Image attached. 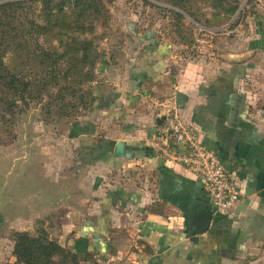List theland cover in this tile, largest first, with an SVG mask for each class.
<instances>
[{"label":"crops","instance_id":"obj_1","mask_svg":"<svg viewBox=\"0 0 264 264\" xmlns=\"http://www.w3.org/2000/svg\"><path fill=\"white\" fill-rule=\"evenodd\" d=\"M258 16L243 49L223 46L221 54L180 65L166 42L143 36L121 57L104 58L96 102L70 135L107 169L108 188L92 224L83 234L75 230L90 248L73 250L112 254L111 237L125 233L135 242L136 264H264V12ZM173 108L198 128L241 190L234 212L216 211L208 231L195 236L193 217L213 206L211 196L198 175L152 146ZM119 140L125 157L114 154Z\"/></svg>","mask_w":264,"mask_h":264},{"label":"rangeland","instance_id":"obj_2","mask_svg":"<svg viewBox=\"0 0 264 264\" xmlns=\"http://www.w3.org/2000/svg\"><path fill=\"white\" fill-rule=\"evenodd\" d=\"M94 1L97 15L93 16L94 8L83 7L84 16L79 19L82 27L76 26V31L82 38L92 39L104 57L117 59L136 37L149 36L166 42V53L174 55L180 65L213 52L221 54L223 46L226 50L235 46L243 49L253 35V19L259 20L257 13L264 12L263 0ZM42 7L38 1L36 14ZM39 41L46 48L60 45L51 33L41 35ZM63 41L68 40L63 37ZM10 60L8 54L5 61ZM103 60L96 62V80ZM18 63L15 57L12 64ZM59 84H66V80L61 77ZM55 86L48 87L41 100H30L27 105L19 101L22 106L12 113L0 102V264H20L13 255L16 231L44 230L78 251L91 245L90 239L76 237L75 230L83 234L92 224L95 206H100L108 188L104 176L107 169L93 155L83 154L70 135L73 124L80 123L92 108L78 112L72 124V118L58 117L62 110L58 97L66 96L67 103L74 99L65 88L54 96ZM74 130L79 132L78 127L72 133ZM115 173L119 177V170ZM14 193L19 194L22 205L12 212ZM34 193L42 197H36L35 206L29 207ZM111 246L115 249L112 254L90 252L89 261L82 264H136L135 242L128 241L125 233L112 236Z\"/></svg>","mask_w":264,"mask_h":264},{"label":"trees","instance_id":"obj_3","mask_svg":"<svg viewBox=\"0 0 264 264\" xmlns=\"http://www.w3.org/2000/svg\"><path fill=\"white\" fill-rule=\"evenodd\" d=\"M38 1L43 7L36 14ZM85 6L94 8L93 16L97 15L94 0H0V102L8 113L30 100H41L52 84L57 90L54 96L65 88L74 99L67 103L66 96L61 95L56 100L62 108L58 117L72 118L70 124L78 112L94 106L98 97L92 85L95 65L105 57L92 39L82 38L76 31V26L82 27L79 19L84 16ZM48 33L56 36L60 45L44 47L39 39ZM63 37L68 41L64 42ZM8 54L10 63L5 61ZM15 57L19 63L13 65ZM62 63H66L65 70ZM61 77L66 84H59ZM14 235L13 255L20 264H82L91 256L90 252L83 255L62 245L44 230L16 231Z\"/></svg>","mask_w":264,"mask_h":264},{"label":"built area","instance_id":"obj_4","mask_svg":"<svg viewBox=\"0 0 264 264\" xmlns=\"http://www.w3.org/2000/svg\"><path fill=\"white\" fill-rule=\"evenodd\" d=\"M157 137L152 146L159 149L166 162L179 163L198 175L218 212H234L241 197L238 182L225 168L219 154L203 144L198 128L187 122L178 108L169 111ZM180 147L184 151L178 150Z\"/></svg>","mask_w":264,"mask_h":264},{"label":"water","instance_id":"obj_5","mask_svg":"<svg viewBox=\"0 0 264 264\" xmlns=\"http://www.w3.org/2000/svg\"><path fill=\"white\" fill-rule=\"evenodd\" d=\"M168 119V114L165 115L164 117V121H167ZM166 124V122H165ZM165 125L160 124L161 128H164ZM114 154L116 157H125L126 156V143L123 140H119L116 145H115V150H114ZM0 183H1V176H0ZM36 193L31 194L30 196V203H28L27 205H29V207H33L35 206L34 202L36 201V197H39L40 195H36ZM42 197V196H40ZM27 202H25L26 204ZM22 203L20 202L19 199V194L14 193V197L12 199V207H18L21 208ZM1 206H0V216L3 215V212L1 210ZM217 211V208L215 206H204L198 209V211L195 213L194 217H193V221L191 223L192 225V229L190 230V236H195V235H199V234H203L205 232L208 231V229L210 228V225L212 223L213 220V215L214 213ZM75 251V250H74Z\"/></svg>","mask_w":264,"mask_h":264}]
</instances>
